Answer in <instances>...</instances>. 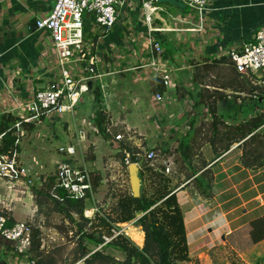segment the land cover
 <instances>
[{
	"label": "crops",
	"instance_id": "obj_1",
	"mask_svg": "<svg viewBox=\"0 0 264 264\" xmlns=\"http://www.w3.org/2000/svg\"><path fill=\"white\" fill-rule=\"evenodd\" d=\"M143 1L145 0H129L121 9L114 32L106 39L107 44L121 42L123 35L119 32L120 29L137 30L136 32L144 29L140 21ZM154 3L161 8L152 16L151 25L156 29H184L191 26L185 23V20L195 22L193 12L178 0H156ZM53 5L54 0H0V114H15L11 110L14 105L25 101L32 90L44 88L50 81V68L45 63L50 36L44 31L36 30L34 21L46 16ZM177 17L180 21L171 19ZM204 18V29L199 33L189 34L191 38L183 33L180 39H176L174 33L168 31L156 34L170 61L181 65L186 63L190 67L181 68L175 73L180 88L177 95L172 94L177 102L189 99L192 102L190 109L186 108L176 114L178 110L175 112L172 107L175 104L169 108L155 106L146 96L148 89L151 93L157 90L153 86L154 82L149 83L148 89L135 87L129 73L106 77L103 80L106 85L103 93L100 88H95L100 93L99 109H102L116 126L112 136L105 138L102 134H89L87 142L84 143H88V152L91 147L93 151L91 157L85 156L86 161L83 160V163L90 171L98 170L100 178L94 195L98 191L99 194L107 192L108 196H113V188L119 179V188H122L121 184H129V166L121 161L120 145L141 151L155 149L156 159L153 163L168 167L175 183L187 173V168L183 167L184 161L175 153L177 139L191 132L192 128L193 131L197 130L196 125L201 120L210 124L213 115L208 106H195L197 93L195 91L191 95L186 86L192 84L194 69L205 68V65H211L213 60L220 59L218 57L232 47L250 42L255 31L264 27V0H212ZM132 48L136 49L133 45ZM218 67L228 72L222 77V82L227 84L234 74L229 62L216 67L210 66L207 78L210 71ZM235 78L242 82V77ZM209 80H205L207 83L200 84L199 87L209 91L218 89L225 95L222 101L215 104V113L221 122L234 126L264 112V99L241 89L239 85L234 88H216L220 83L213 80L212 84L213 81ZM182 87H185V91ZM93 92L82 96L78 115L83 113L91 116L95 113L97 105L94 103ZM228 101L233 103L231 111L222 107L223 102ZM193 120L195 124L191 125ZM64 127L68 135H59L57 130L53 132L54 138L50 137L53 145L58 148L71 143L70 131L67 130L66 124ZM209 133L210 131L204 128L195 134L196 140L191 144V164L195 167L201 162L206 164L197 175L204 170L209 171L212 178L211 196L202 197L189 181L179 183L174 190L182 211L188 246L189 261L181 264H233L235 260L241 264H264V241L253 243L249 237L251 222L264 217V166L257 169L242 166L241 143L232 145L228 151L216 154L206 138H202L209 136ZM117 134H121L123 139L115 140L114 135ZM84 144L81 147L82 152H85ZM58 148L55 161L60 158ZM26 153L21 148L18 156L23 157ZM85 157L83 156V159ZM137 166L139 172V164ZM4 187L0 186V209L6 211L15 222H25L34 216V205L29 198L21 195L19 201L14 204L13 192L8 190L7 186ZM97 208L95 204L86 207L84 216L91 218ZM134 221L116 224L115 227L141 247L144 234ZM127 229H130L138 240L128 235ZM6 246L10 245L0 237V250ZM108 250L112 252L108 254L116 259L121 257V252L112 248H107L106 251ZM3 251L0 253H7L3 261L8 264L24 262L13 256V252ZM80 262L75 264H81Z\"/></svg>",
	"mask_w": 264,
	"mask_h": 264
},
{
	"label": "built area",
	"instance_id": "obj_2",
	"mask_svg": "<svg viewBox=\"0 0 264 264\" xmlns=\"http://www.w3.org/2000/svg\"><path fill=\"white\" fill-rule=\"evenodd\" d=\"M128 1L54 0L51 11L34 21L36 30L44 31L50 36V47L45 61L50 68V81L44 88L32 90L25 101L14 105L11 110L21 121L32 124L34 129L55 127L57 122L66 119L72 122V141L58 148L60 158L54 163L56 186L72 199H83L87 194L93 196L90 171L83 163L81 145L89 133H99V128L95 123V113L79 121L78 108L83 95L95 88L105 92L106 85L103 80L106 77L129 73L133 85L142 89H148L149 83L154 82L153 86L157 90L151 93L148 89V100L157 107L169 108L175 104L172 107L175 112L178 110L176 114L192 107L189 99L177 102L173 98L180 88L175 73L181 68H190L184 63L187 59L182 62L184 65L170 61L156 34L168 31L174 33L176 39H180L183 33L191 38L189 34L199 33L204 29V15L212 0H182L195 17V22H189L188 19L184 21L191 24L184 29L152 27V16L161 8L155 5L156 0H145L140 9V21L144 29L138 32L120 29L119 32L123 35L121 42L107 44L106 39L114 32L120 11ZM171 19L180 21L178 17ZM221 57L226 58L235 71L252 75L258 79V83L264 85V27L255 31L250 42L232 47L218 58ZM159 84L162 90H158ZM186 89H192V86L187 85ZM15 126L22 135L24 131L21 122ZM115 126L114 121L106 116L103 127L107 136H112ZM114 139L122 140L123 136L117 134ZM145 155L152 162L156 159L154 151H146ZM17 156L15 153L10 161L0 158V173L10 179L25 177L27 180L31 176L32 168L19 164ZM124 164L137 165L130 162L129 154H126ZM6 172L9 174H5ZM165 172H170L168 167ZM7 221L8 218L0 214V237L14 251L25 252L30 243V227L22 222L8 226ZM120 233V230L112 229L111 236L102 237L101 246ZM22 264L35 262L26 260Z\"/></svg>",
	"mask_w": 264,
	"mask_h": 264
},
{
	"label": "trees",
	"instance_id": "obj_3",
	"mask_svg": "<svg viewBox=\"0 0 264 264\" xmlns=\"http://www.w3.org/2000/svg\"><path fill=\"white\" fill-rule=\"evenodd\" d=\"M226 62H228L226 58H220L213 60L211 65H205L207 66L205 68L194 69L191 79L193 89H188V91L191 95L196 91L195 106L197 108L200 105L208 106L213 116L210 124L201 120L196 125L195 129L197 130L193 131L194 128H192L191 132L177 139L178 146L175 153H178L184 161L183 167L187 168V173L181 179H176V183L172 173L165 172L164 165H154L151 160L145 157L146 151L120 145L121 161L124 162L126 154H129L130 162L139 164L140 195L137 198H134L131 193L119 196L114 205L108 209V213H103L97 206V211L92 217L86 218L84 216L86 201H93L91 194H87V197L83 199L69 198L60 187L56 186L55 175L44 179L38 188H31L37 211L44 206H50L53 214L76 225L78 249L71 264L80 261H83V264H181L189 261L183 215L174 190L179 186V183L189 181L202 197L209 198L211 196L212 178L209 171L204 170L197 175L206 164L201 162L198 167L191 164L193 147L191 144L195 139V134L201 129L206 128L210 131L209 136L205 135L202 138H206L216 154L228 151L232 145L241 143V165L250 169L264 166V112L244 123L234 126L227 125L221 122L215 113V104L222 101L225 95L218 89L209 91L199 87L200 84L207 83L205 80L210 66L216 67ZM233 73L230 82L227 84L220 82L216 88H234L239 85L241 89L264 99V85L258 83L256 77L237 72L234 68ZM235 77H242V82H239ZM158 90H162L160 84ZM182 90L185 91V88L182 87ZM93 93L94 103L97 105L95 123L99 128V134L108 138L103 127L106 115L99 109L100 93L97 89ZM18 122H21L23 131L30 132L34 129L32 124L21 121L20 117L15 114L10 112L0 114V158L4 161H10L15 153L19 154L21 151L20 131L15 126ZM192 124H195L194 120L191 122ZM150 151L155 152V149ZM84 160L86 161V157ZM90 176L94 192L99 186L100 178L94 171L90 172ZM132 220H135V224L141 228L144 234L141 247L121 233L101 246L103 244L102 237L111 236L112 229H117L116 224L128 223ZM12 224L14 221L8 217L7 225L11 226ZM27 225L30 227V243L26 251L19 253L14 251V248L6 246L2 247L0 252L11 251L16 257H26L27 261H34L35 264H57L55 258L42 248L41 227H34L28 223ZM250 228L249 237L253 243L264 241V217L251 222ZM126 231L134 240H138L136 235H132L130 229ZM89 245L94 248L90 249ZM100 246L101 248H99ZM107 248L121 252L124 259L118 260L106 254ZM6 257L7 253H0V264H5L3 259Z\"/></svg>",
	"mask_w": 264,
	"mask_h": 264
},
{
	"label": "rangeland",
	"instance_id": "obj_4",
	"mask_svg": "<svg viewBox=\"0 0 264 264\" xmlns=\"http://www.w3.org/2000/svg\"><path fill=\"white\" fill-rule=\"evenodd\" d=\"M165 48V47H164ZM228 72L226 69H222L220 67L215 68L210 71L209 73V81L216 80L218 83L222 82V77L223 75H227ZM127 100V99H126ZM92 101V100H91ZM223 108H229V111H231V108H233V103L228 101V102H223ZM89 114H81L78 115L79 121L82 118L87 119ZM63 120L60 123L57 122V126H51L49 127H40L36 128L34 131H24L22 132V135L20 134V139H19V144L21 148L26 151L27 153L25 156H17V162L22 166L25 167H31L32 171L30 178L26 180L25 177H21L19 179H10L5 176H3L0 173V183L3 184L5 187L7 186V189L12 191L13 194V203L15 204L17 201H19L20 196H25L29 198L33 205H34V216H32L29 219H26L25 222L22 223H28L31 224L32 226H39L42 229V233L40 235L41 238V243H42V248L43 250L49 252V254L55 258L57 261V264H71V261L74 257V255L77 252V227L73 223L71 224L69 221L64 220L61 216L55 215L52 213L50 206H44L41 210H38L35 206V200L33 193L31 191V188L33 187L38 188L42 181L44 179H47L49 176L54 175L55 173V155L57 153V148L56 145H53V142H51V138L53 139V132L57 131L59 135H68L66 132V129H64V125H67V130L70 131V139L72 141V136H73V125L71 124L72 122L70 120ZM68 123V124H67ZM79 122H77L78 124ZM71 124V125H70ZM70 125V126H69ZM87 130V129H85ZM89 134H95L99 135V133H89ZM88 134V135H89ZM92 136V135H91ZM90 136V138H91ZM51 137V138H50ZM87 139L82 142V147L85 142H87ZM88 143L86 145L84 144V149L85 152H83L84 157L88 155L91 157L93 147L90 148L89 152L87 150ZM89 153V154H88ZM19 155V154H18ZM54 158V159H53ZM158 161V160H157ZM154 165H158L157 162L153 163ZM2 166H0L1 168ZM98 167V165L96 166ZM38 168V169H37ZM94 168V167H93ZM37 169V171H36ZM90 171V170H89ZM91 172V171H90ZM5 174H9V172H6ZM95 174L98 176V170H96ZM121 183V179H119L115 185L111 184V186H114L115 191L113 193V196H108L109 193L105 192L103 194L97 193L98 191L95 192V195L93 194V201H86V207L89 208L92 205H97L100 207V211L103 213H108V209H110L114 203L116 202V199L123 195V194H128L131 193L130 191V186L126 182L124 184H121L122 188H119V185ZM4 187L3 185H1ZM4 187V188H5ZM1 189V188H0ZM11 196V197H12ZM111 198V200H110ZM109 203V205L107 204ZM108 206H107V205ZM106 205V206H104ZM0 214H3L7 218L9 217L6 211H3L0 209ZM19 222V221H16ZM14 221V223H16ZM21 222V221H20ZM90 249H93V246H88ZM105 253H112L111 250H108V252L105 250ZM121 257H118V260L124 259V255L121 253ZM13 256L14 253H13ZM18 258V257H17ZM20 261H26V257H20L18 258ZM5 264H8L5 260L3 261ZM83 264V261L80 262ZM233 264H241L238 260L233 261Z\"/></svg>",
	"mask_w": 264,
	"mask_h": 264
},
{
	"label": "water",
	"instance_id": "obj_5",
	"mask_svg": "<svg viewBox=\"0 0 264 264\" xmlns=\"http://www.w3.org/2000/svg\"><path fill=\"white\" fill-rule=\"evenodd\" d=\"M157 1H166V0H157ZM179 3H181V0H178ZM182 5L183 2L181 3ZM128 175H129V185H130V191L134 198L139 197L140 195V178L138 176V166L135 164H131L128 167Z\"/></svg>",
	"mask_w": 264,
	"mask_h": 264
}]
</instances>
